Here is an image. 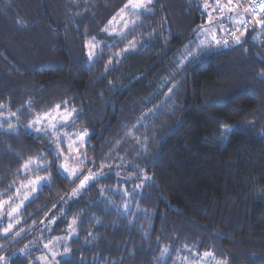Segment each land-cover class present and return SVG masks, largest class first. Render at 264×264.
I'll return each mask as SVG.
<instances>
[{"label":"trees","instance_id":"obj_1","mask_svg":"<svg viewBox=\"0 0 264 264\" xmlns=\"http://www.w3.org/2000/svg\"><path fill=\"white\" fill-rule=\"evenodd\" d=\"M129 1L0 0V202L49 179L11 231L0 222V263L30 264L37 230L49 241L75 219L57 264H175L186 249L264 264V16L228 48L203 41L201 0H152L109 34ZM57 106L88 133L74 177L51 133L26 128Z\"/></svg>","mask_w":264,"mask_h":264},{"label":"rangeland","instance_id":"obj_2","mask_svg":"<svg viewBox=\"0 0 264 264\" xmlns=\"http://www.w3.org/2000/svg\"><path fill=\"white\" fill-rule=\"evenodd\" d=\"M151 1H129L124 7V10L110 22L108 33L111 35H121L124 33L133 24L132 13L145 9ZM201 1L207 12V22L203 25L201 31L202 39L206 43L213 42L217 45L216 38L237 25L235 22L233 24V19L234 16L236 18V15L241 10L230 4L229 0ZM244 37L245 32H241L236 40L231 41L227 45L228 48L236 47L243 41ZM88 50L91 51L90 46H88ZM72 115L73 113L70 109L57 106L36 115L26 128L38 132L51 133V149H54L60 157L59 166L61 171L64 174L74 177L84 169L83 163L86 160L85 145L88 133L67 130V125L71 121ZM41 157L42 153L39 157L31 158L26 162L23 168L24 172H32V170L44 167L46 162ZM98 174L99 172L94 170L88 171L85 178L72 194L74 196L78 195L85 185L93 181ZM48 180L47 176H31L18 185L16 192L12 196L0 202V222L5 224L6 232L11 231L15 227L22 207ZM45 227L44 224L34 235L33 249L37 253L30 260V264H57L61 256H64L62 244L68 242L77 234V221L75 219H72L66 234L57 236L49 241H46L47 236L44 234ZM169 249L170 246L165 247V251ZM175 264H227V262L217 259L212 253L198 255L194 251L186 249L184 252L181 251L179 253Z\"/></svg>","mask_w":264,"mask_h":264},{"label":"built area","instance_id":"obj_3","mask_svg":"<svg viewBox=\"0 0 264 264\" xmlns=\"http://www.w3.org/2000/svg\"><path fill=\"white\" fill-rule=\"evenodd\" d=\"M229 3L241 9L243 16L235 27L216 38V43L223 46H227L231 41L236 40L238 35L247 28L254 25L258 26L261 17L264 16V0H248L246 2L229 0ZM261 37L264 40V32H261Z\"/></svg>","mask_w":264,"mask_h":264},{"label":"crops","instance_id":"obj_4","mask_svg":"<svg viewBox=\"0 0 264 264\" xmlns=\"http://www.w3.org/2000/svg\"><path fill=\"white\" fill-rule=\"evenodd\" d=\"M246 1H248V0H246ZM242 16V14H241V11L236 15V18H235V16H234V19H233V24H234V22H235V24H237L238 23V20L240 19V17ZM236 20V21H235ZM230 26V25H229Z\"/></svg>","mask_w":264,"mask_h":264},{"label":"water","instance_id":"obj_5","mask_svg":"<svg viewBox=\"0 0 264 264\" xmlns=\"http://www.w3.org/2000/svg\"><path fill=\"white\" fill-rule=\"evenodd\" d=\"M259 27H264V21L260 22Z\"/></svg>","mask_w":264,"mask_h":264}]
</instances>
